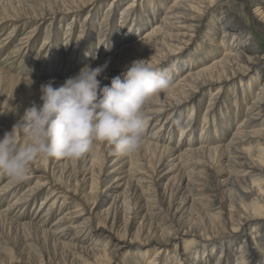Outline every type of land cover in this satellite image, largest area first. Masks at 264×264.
<instances>
[{
  "label": "bare ground",
  "instance_id": "1",
  "mask_svg": "<svg viewBox=\"0 0 264 264\" xmlns=\"http://www.w3.org/2000/svg\"><path fill=\"white\" fill-rule=\"evenodd\" d=\"M126 1L134 0H0V27L12 26L19 33L30 26L14 52L26 51L35 42L45 20L50 24L44 49L59 33L56 19L69 20L62 37L67 40L75 30L72 24L83 18L67 55L78 72L31 82L0 70L2 81L18 86L19 98L31 89L40 96L41 85L49 82L60 87L85 65L108 64L97 77L101 89L111 86L135 60H148L171 79V87L146 110L148 124L136 155L114 154L111 145L101 142L78 161L37 159L22 183L0 179V264H120V251L131 246L127 238H142L141 246L151 248L143 252V264H264V64L257 67L259 53L251 47L250 34L244 37L219 6L227 2L238 12L251 0H175L169 6H158L156 0H142L140 6ZM245 12L264 35V0ZM97 14L98 22L90 23ZM207 22L200 40L209 41L215 52L208 51L209 65L195 71L192 53L185 50ZM94 35L99 51L80 58V48ZM229 38L231 43L222 46ZM261 58L264 61V53ZM249 72L254 75L247 80ZM205 86L217 87L215 99H210L214 106L211 103L202 119V125L209 121L218 140L215 146L196 139L200 122L186 103ZM18 113L16 109L11 122L8 110L0 107V139L20 121ZM175 131L179 136L174 142ZM26 139L21 137L22 142ZM110 157L114 159L107 165ZM35 205L37 217L22 220L13 215ZM26 232L32 237L26 248L33 253L6 242ZM38 241L45 252L36 250ZM172 245L177 253L167 257L164 253Z\"/></svg>",
  "mask_w": 264,
  "mask_h": 264
},
{
  "label": "clouds",
  "instance_id": "2",
  "mask_svg": "<svg viewBox=\"0 0 264 264\" xmlns=\"http://www.w3.org/2000/svg\"><path fill=\"white\" fill-rule=\"evenodd\" d=\"M108 67L85 65L62 86L41 85L42 104H33L0 139V176L25 181L39 158L78 161L98 143L114 154L134 156L143 146L147 108L171 87V79L148 60H135L122 76L101 89L97 79ZM27 139L22 142L21 137Z\"/></svg>",
  "mask_w": 264,
  "mask_h": 264
},
{
  "label": "rangeland",
  "instance_id": "3",
  "mask_svg": "<svg viewBox=\"0 0 264 264\" xmlns=\"http://www.w3.org/2000/svg\"><path fill=\"white\" fill-rule=\"evenodd\" d=\"M175 0H156L158 2V6H169L171 5ZM134 4L136 5H142L143 1L142 0H134V1H126L125 5L127 4ZM151 3V2H150ZM257 4V0H251L249 5H247L246 9H240L238 12L234 11L232 6L227 4V2H221L219 3V6L222 5L224 9L227 12V15L230 20H234L236 23L234 25H237L238 28H241L244 31V37L247 34H250L253 45L251 46L256 53H259L257 56V67L263 66L264 61H262L261 56L264 53V35L261 34V32L258 30L257 27H255L252 23H250L247 20V15L245 11L251 12L255 5ZM150 5V4H148ZM134 9L136 7H133ZM103 11V10H102ZM120 10L116 13L115 16V21L116 23L119 22L120 19ZM101 18V14H97L93 16L90 19V23L93 22H98V20ZM208 20V19H207ZM206 20V21H207ZM88 21V20H87ZM55 22V21H54ZM69 22L68 19L61 21L56 19V23L60 25L56 30L59 33L56 35L54 34L53 37L50 38V41H48V48L44 49L42 46L44 37L46 35V26L50 24V21L45 20L43 22L44 24L41 26L40 31L37 34L36 40L32 45L27 48L26 51H18L14 52L15 46L20 42L21 38L27 34V32L30 30V26H26L24 29H22L21 32L18 33L17 29H11L12 26H1L0 27V40H3L2 44H0V70L10 74L14 75L17 77H21L27 81L35 82L38 79H54V80H60L64 79L67 76L78 72L79 67L76 64H72V60L67 62V55L69 52H71L76 44V40L78 38V33H79V25L83 23V18H78L75 23L72 24V28L75 29L73 33L70 35V39L64 40L63 37V32H65L67 23ZM52 26H54V23H51ZM54 24V25H53ZM208 24L205 23L203 26L198 30V34H196L193 37V43L188 45L186 48L185 52L186 54L192 53V60L190 62V66L195 69V71L200 70L201 68H205L209 65V60L206 59V54L208 51H213V47L209 44V41H204L201 42L200 37H201V31H203L205 28V25ZM56 29V28H55ZM54 30V32H56ZM95 34V33H94ZM96 35V34H95ZM92 37V42L88 43L85 42L82 48H80L81 54L78 55L80 58H87L85 55H88L89 53L94 54L99 51L98 49V40L95 38L96 36ZM221 33L218 32L217 37H221ZM7 37V38H6ZM56 37V38H55ZM119 36L115 35V38ZM95 38V39H94ZM117 39V38H116ZM112 40V39H111ZM113 41V40H112ZM119 41V40H118ZM87 43V44H86ZM231 43V38L229 39H224V42L222 43V46L225 44ZM47 45V44H46ZM111 45V44H110ZM85 47V48H84ZM215 48V47H214ZM44 49V50H43ZM185 49V48H184ZM49 50V51H48ZM184 52V53H185ZM215 52V51H213ZM260 58V59H258ZM203 65V66H202ZM73 72V73H72ZM184 71H181V76L183 75ZM179 74V75H180ZM67 75V76H66ZM178 75V76H179ZM254 75V72H249L248 77L246 78L249 80V77H252ZM3 82V83H2ZM6 82V81H5ZM0 79V107L7 109L8 113H10V119L11 122L14 120L15 117V110L17 109L20 113V117L17 114V118L19 117L20 120L25 115V112L33 105L36 104L37 106L42 104V101L40 100V96L36 95L37 90H31L26 91V95L23 97H18V91L15 89V87L18 89V86H14L10 84L9 82L5 83ZM259 84V83H258ZM255 84V88H257V85ZM217 87L212 86L209 88V86H205L203 89L201 88L200 90H196L193 97L192 101H187L186 103H189V107L193 106L194 107V113L197 114L198 123L197 126V136L196 139L200 142H204V144L208 146H215L218 143V140L214 137V134L212 133V129L209 128L207 125L209 121L203 122L204 125H202L203 116L205 115V112L207 111V108L211 105L213 98L215 99V91ZM15 90V91H14ZM14 95V96H13ZM27 96V97H26ZM22 98V99H21ZM212 98V100H210ZM16 99V100H15ZM252 100V98H251ZM215 102V101H214ZM217 102V101H216ZM220 102H218V105L216 106L217 108L219 107ZM5 106V107H4ZM212 106L214 104L212 103ZM197 110V111H196ZM194 114V115H195ZM185 118L189 117L188 113L185 114ZM18 118V119H19ZM183 118V117H182ZM196 118V119H197ZM203 119V120H202ZM209 119V116L207 117ZM239 121L234 122V126L238 124ZM202 126L205 127V130H202ZM207 129V130H206ZM204 134L203 137H200L198 135ZM221 134V132H218ZM172 141H177L179 132L175 131L174 134L172 133ZM183 137V136H182ZM186 139V137H184ZM188 139V138H187ZM197 142V145L200 143ZM114 157H110V159H107V165L111 164V161H113ZM168 161V159L166 160ZM8 177L6 176H0V179H7ZM29 186V184L24 186V189H26ZM123 190V187L118 190L120 192ZM9 204L8 200H5L3 204ZM5 204V206H6ZM36 205L33 206L30 210L25 208L21 211L14 212L13 215L19 216V219H29L33 217L34 215L39 216V213H35L36 210ZM192 209H189L186 213L189 214ZM221 230L220 228L218 231ZM196 231V230H195ZM199 234L202 232H205V230H197ZM227 231L225 230L224 234H227ZM22 234V235H21ZM28 236V237H27ZM84 236V234H82ZM226 236V235H224ZM6 237V236H5ZM5 237H2V240H5ZM211 240H214V238H211ZM92 238V237H91ZM208 238V237H207ZM25 239V240H24ZM28 239H32L31 235L29 233H20L19 236L14 237L11 235L10 238H6L7 241H11L12 243H17L16 245L20 249L24 250L25 247V252L28 253H33L32 250L29 248H26V244L29 245L31 241ZM141 239V240H140ZM190 238L187 237L186 240L188 241ZM140 240V241H139ZM209 240V241H211ZM219 240V239H216ZM127 241L131 242L130 247H125L123 250L120 251V264H143L142 260V254L145 250H150L151 248L149 246H141L143 244L142 238H138L136 240H130V238H127ZM18 243L20 245H18ZM201 243V242H198ZM38 246L35 247L36 250L40 252H45L46 247L42 244L41 241H38ZM183 244V242H182ZM24 245V246H23ZM42 246V247H41ZM181 246V244H180ZM45 247V248H44ZM179 247V246H178ZM7 248H10V245H8ZM41 248V249H40ZM177 253L176 251V246H168L167 247V253H164L167 257H173ZM217 254V253H216ZM218 255V254H217ZM107 264H115L114 261H110ZM234 264V262L232 263Z\"/></svg>",
  "mask_w": 264,
  "mask_h": 264
}]
</instances>
